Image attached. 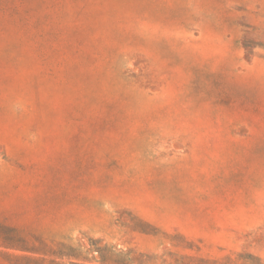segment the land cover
<instances>
[{
	"label": "rangeland",
	"instance_id": "374dc122",
	"mask_svg": "<svg viewBox=\"0 0 264 264\" xmlns=\"http://www.w3.org/2000/svg\"><path fill=\"white\" fill-rule=\"evenodd\" d=\"M0 264H264V0H0Z\"/></svg>",
	"mask_w": 264,
	"mask_h": 264
}]
</instances>
